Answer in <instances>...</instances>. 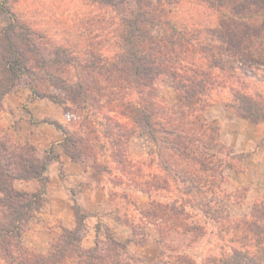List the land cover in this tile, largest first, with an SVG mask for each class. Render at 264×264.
<instances>
[{
	"label": "trees",
	"instance_id": "trees-1",
	"mask_svg": "<svg viewBox=\"0 0 264 264\" xmlns=\"http://www.w3.org/2000/svg\"><path fill=\"white\" fill-rule=\"evenodd\" d=\"M246 1L253 5L264 2ZM15 2L0 0V14L7 15L0 25V107L15 86L26 84L34 98H48L65 110L77 98L85 107L104 110L103 135L118 165L125 163L124 156L118 153L120 139L132 133L134 125L143 123L153 141L175 157L170 164L186 185L185 192L203 194L209 204L220 202L215 191L221 188L224 168H231L222 158L233 153L221 142L219 125L204 116L206 104L202 98L214 87L225 85L231 91V100L225 106L238 117L259 123L264 121V93L247 92L248 84L235 74L233 67H221L228 76L215 79L216 66L210 63L214 52L200 40V32L180 28L170 17L171 7L181 0H95L116 14L113 22L108 20L119 49L109 57L92 45L84 50L82 58L61 43L52 45L13 10ZM170 83L177 95L175 103L167 107L159 101L158 89ZM81 118L85 121L87 115ZM51 123L64 133L61 147L68 157L87 168L96 163L94 156L86 154L92 143L87 134L73 135L66 125L56 120ZM241 156L244 158L245 154ZM54 157L51 149L39 150L29 141L19 142L8 133L0 134V257L8 264H62L67 259H74L76 264H129L132 257L125 247L136 241V235L125 242L109 236L104 246L96 241L95 247L83 249L81 230L86 214L78 208V212L74 211L76 226L63 229L60 244L48 255H37L22 244L26 224L40 207L47 181L45 171ZM135 169L120 171L132 176ZM33 180L39 184L34 192L14 186L16 181ZM159 180L162 184L165 181ZM131 182L148 195L151 188L159 187L152 180ZM202 208L206 214L218 212ZM177 212L174 202L150 199L144 217L157 227L161 244L169 228L181 233L197 230L196 226L185 224ZM133 227L135 231L137 227ZM140 237H146L144 228ZM262 258L246 256L241 260L264 264Z\"/></svg>",
	"mask_w": 264,
	"mask_h": 264
},
{
	"label": "rangeland",
	"instance_id": "rangeland-1",
	"mask_svg": "<svg viewBox=\"0 0 264 264\" xmlns=\"http://www.w3.org/2000/svg\"><path fill=\"white\" fill-rule=\"evenodd\" d=\"M12 8L36 31L43 33L52 45L61 43L81 58L84 50L92 45L95 50H100L109 57L119 49L117 37L108 20H114L113 16L116 14L95 0H16ZM171 8L172 21L180 28L197 29L200 40L213 50L214 59L210 63L216 66L213 67L216 80L220 81V78L228 76L223 68L233 67L235 74L248 84L247 92L264 93V2L253 5L246 0H181ZM6 19L7 15L0 14V25ZM226 39L230 40L229 43H226ZM204 66L207 67L205 64ZM15 87L28 88L26 84ZM158 90L161 103L167 107L175 103L177 92L171 83L162 85ZM37 99L49 102L47 107L41 103L40 110L41 114L47 110L50 115L42 119V122L32 117L29 120L41 123V132L47 133L51 131V127H55L51 123L52 117L59 116L62 124L73 135H88L92 143L88 144L86 154L94 156L96 163L90 168L81 165L85 170L83 179L76 187L68 188L74 199L71 204L73 227L62 225L61 220L51 211L50 197L46 190L49 188V179L45 171L47 181L40 207L27 222L21 235L22 244L30 251L37 255L51 253L60 244L63 229H73L76 226L74 211L79 210L86 214L81 230L80 246L83 249L95 247L96 241L104 246L109 236L125 242L131 235H136L134 246L128 247L129 242L125 247L132 257L129 264H248L244 259L241 260L246 256H263L261 262H264V186L249 188L247 185H237L226 175L228 172L232 177L235 176L245 165V157L230 143L237 139L234 131L249 132L248 128L234 123L242 118L225 106L231 100L229 87L216 86L202 98V102L206 104L204 116L219 125L220 140L233 153L230 157L222 158L231 168H224L221 188L215 191L220 202L214 200L210 204L203 194L185 192L186 185L180 182L175 174V167L170 164L175 157L169 149L153 141L143 123L134 125V131L120 139L118 153L124 156L125 163L118 165L112 158L111 145L105 142L103 135L106 124L104 110H95L89 105L85 107L78 98L67 110L48 98ZM85 114L87 118L84 121L81 117ZM12 127V131L8 133L14 139L19 142L30 140L29 123L18 121ZM263 140L264 138L261 142ZM48 149L55 155L53 145H49L46 150ZM121 168L136 169L130 176L122 173ZM59 173H62L60 168ZM163 178L165 181L162 184L159 179ZM131 179L139 182L152 180L159 187L151 188L148 195L136 188ZM94 184L99 189L98 199L104 203L103 209L98 210L99 214L94 207L96 205H92L90 211H87L76 203L75 195ZM14 186L28 192L39 188L38 182L34 180L25 184L15 182ZM227 194L230 195L228 199ZM98 199L96 198V203ZM150 199L170 204L174 202L178 217L185 224L196 226L197 230L181 233L169 228L168 235L161 244L157 227L144 217ZM224 199L228 200L227 204L223 203ZM84 200L91 201V197L87 195ZM202 207L218 212L206 214ZM91 213L98 214V218L86 220ZM133 226L137 227L135 231ZM143 228L146 237L141 239L140 232ZM240 254L242 257H239ZM0 264L8 263L0 257ZM62 264H76V261L67 259Z\"/></svg>",
	"mask_w": 264,
	"mask_h": 264
},
{
	"label": "crops",
	"instance_id": "crops-1",
	"mask_svg": "<svg viewBox=\"0 0 264 264\" xmlns=\"http://www.w3.org/2000/svg\"><path fill=\"white\" fill-rule=\"evenodd\" d=\"M40 104L46 107L49 106V102L34 98L31 95L29 88L14 87L5 95L1 102L0 134L11 132L13 128L12 124L15 122L26 121V123L30 124L28 132L30 140L27 141L33 143L39 150H46L49 145H53L55 157L49 161L46 168V174L49 179V188L47 187L46 190L50 197V208L52 209L51 211L54 216L61 220L62 225L73 227L74 220L71 213V204L74 202V199H72L68 188L76 187L80 183V180L83 179L82 177L85 174V170L80 164L74 162L63 152L61 142L64 136L60 129L51 127V131L42 133L40 128L41 123H35L33 122L34 120H29L30 117H32L33 119L42 122V119H45L46 116L50 115L47 114V110L41 114L42 112L40 109L42 107ZM52 119L62 124V120H60L59 116L56 118L53 116ZM234 123L240 127H246L249 129V132H246L247 130L234 131V136L237 137V139L235 142H233V140L230 141L237 151L245 154V165L244 169L238 172L235 176L232 177L231 174H227L228 172H226V175H228L232 181H235L237 185H247L249 188H253L254 186H264V140L261 142L264 138V122L254 123L241 119L236 120ZM48 141H50L49 144ZM59 168L62 173H59ZM51 169L52 172L50 173L49 171ZM16 182L19 184L26 183V181ZM98 190L99 189L95 184L89 185L75 195L76 203L87 211H90L89 209L96 205L94 207L99 214L98 210L103 209L104 203L103 200L101 201L97 197L99 195ZM87 195L91 197V201L84 200V197ZM96 198L100 201L101 206H99V201L96 203ZM98 214L95 215L91 213L87 216L86 220L91 218L97 219ZM88 224L89 223L87 222V225ZM132 246H134L133 241H130L128 247Z\"/></svg>",
	"mask_w": 264,
	"mask_h": 264
}]
</instances>
